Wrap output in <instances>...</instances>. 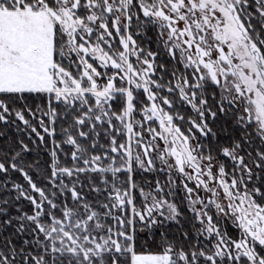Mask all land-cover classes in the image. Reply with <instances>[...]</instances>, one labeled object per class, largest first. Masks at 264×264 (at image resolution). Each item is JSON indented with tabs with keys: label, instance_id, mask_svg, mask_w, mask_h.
I'll list each match as a JSON object with an SVG mask.
<instances>
[{
	"label": "snow or ice",
	"instance_id": "obj_1",
	"mask_svg": "<svg viewBox=\"0 0 264 264\" xmlns=\"http://www.w3.org/2000/svg\"><path fill=\"white\" fill-rule=\"evenodd\" d=\"M0 264H264V0H0Z\"/></svg>",
	"mask_w": 264,
	"mask_h": 264
}]
</instances>
